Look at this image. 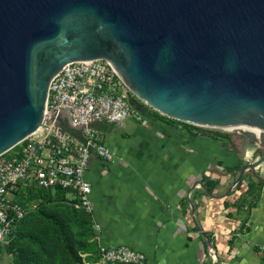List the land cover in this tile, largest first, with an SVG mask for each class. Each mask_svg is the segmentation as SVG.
I'll return each instance as SVG.
<instances>
[{
    "label": "water",
    "instance_id": "1",
    "mask_svg": "<svg viewBox=\"0 0 264 264\" xmlns=\"http://www.w3.org/2000/svg\"><path fill=\"white\" fill-rule=\"evenodd\" d=\"M94 59L144 103L139 114L240 129L257 147L219 198L245 174L264 185V0H0V156L53 122L72 128L67 112L47 116L49 84Z\"/></svg>",
    "mask_w": 264,
    "mask_h": 264
},
{
    "label": "crops",
    "instance_id": "2",
    "mask_svg": "<svg viewBox=\"0 0 264 264\" xmlns=\"http://www.w3.org/2000/svg\"><path fill=\"white\" fill-rule=\"evenodd\" d=\"M114 126L102 133L115 160L93 155L87 174L100 246L126 245L148 264H213L209 250L220 264H260L254 246L264 244V186L245 174L240 187L219 198L237 167L260 155L254 144L202 135L151 114ZM255 196L250 213L238 209Z\"/></svg>",
    "mask_w": 264,
    "mask_h": 264
},
{
    "label": "built area",
    "instance_id": "3",
    "mask_svg": "<svg viewBox=\"0 0 264 264\" xmlns=\"http://www.w3.org/2000/svg\"><path fill=\"white\" fill-rule=\"evenodd\" d=\"M136 99L104 59L69 63L59 71L49 84L46 114L51 117L54 111L67 112L68 121L81 132L80 137L56 129L53 122L0 156V244L11 243L27 216L26 207L17 200L21 191L62 189L76 209L93 216V186L87 178L92 156L107 162L115 160V153L104 143V134L94 126L123 125L139 119L142 114L132 105L144 103ZM95 229L101 230L98 224ZM254 249L260 264H264V244ZM99 258L98 264H148L143 252L126 245L99 246Z\"/></svg>",
    "mask_w": 264,
    "mask_h": 264
},
{
    "label": "rangeland",
    "instance_id": "4",
    "mask_svg": "<svg viewBox=\"0 0 264 264\" xmlns=\"http://www.w3.org/2000/svg\"><path fill=\"white\" fill-rule=\"evenodd\" d=\"M144 109L146 114H159L148 106ZM185 124L181 126L206 136L218 134L219 139L223 140L224 136L240 137L221 129L219 131ZM238 172L234 176V182ZM25 207L27 216L11 245L0 254V264L99 263L100 235L95 229L94 218L83 210L76 209L70 197L54 192H40L25 200ZM209 254L213 264H220L218 256L215 257L212 250H209Z\"/></svg>",
    "mask_w": 264,
    "mask_h": 264
},
{
    "label": "trees",
    "instance_id": "5",
    "mask_svg": "<svg viewBox=\"0 0 264 264\" xmlns=\"http://www.w3.org/2000/svg\"><path fill=\"white\" fill-rule=\"evenodd\" d=\"M154 116L158 117V119L160 118V120H162L164 122H170V123H174V124L183 125V123H181V122H178L176 120H168L167 118L161 117L159 114H154ZM65 122H66V124H68L67 120ZM185 125H187V124H185ZM114 127L115 126L113 124L99 123L96 126H94V129H96L99 132H103L104 134H107V133H111L114 130ZM64 132L71 133L72 135H74V136H76L78 138L80 137V134H81L80 131H78V130H76L74 128H71V127H69L68 130L64 131ZM207 136L219 139V135L218 134H209ZM223 138L227 139V138H229V136H224ZM240 169H241V167H237V169H236L237 172ZM257 184H258V187L264 186L262 183H259V182H257ZM239 187H240V185H239ZM34 192H36V193H34ZM40 192H54V193H59V194H63V195L67 196V191H64L62 189H56L55 191H46V190H40V189H29L26 192H23V191L19 192L17 200L22 206L25 207V200H27L29 197H35ZM258 199H259L258 196L252 197L251 199L247 200V202H244L242 204H238V209L246 207L248 213H250V211L252 210V207L255 205V203L257 202ZM23 221L19 224V227H18L17 231L15 232V234L12 237L11 243L15 239V237H16V235H17V233H18ZM247 231H248V229H247ZM11 243L8 246H3L2 244H0V254L3 252L4 248H8L11 245ZM254 251H255V249H254Z\"/></svg>",
    "mask_w": 264,
    "mask_h": 264
},
{
    "label": "bare ground",
    "instance_id": "6",
    "mask_svg": "<svg viewBox=\"0 0 264 264\" xmlns=\"http://www.w3.org/2000/svg\"><path fill=\"white\" fill-rule=\"evenodd\" d=\"M220 129H223L225 131H231V132H232V130H240V129H234V128H220ZM241 130H249V129H246V128L242 127ZM254 132H256V131H254Z\"/></svg>",
    "mask_w": 264,
    "mask_h": 264
},
{
    "label": "flooded vegetation",
    "instance_id": "7",
    "mask_svg": "<svg viewBox=\"0 0 264 264\" xmlns=\"http://www.w3.org/2000/svg\"><path fill=\"white\" fill-rule=\"evenodd\" d=\"M68 125H70V122L68 121Z\"/></svg>",
    "mask_w": 264,
    "mask_h": 264
}]
</instances>
